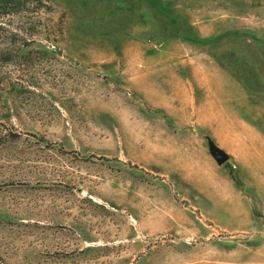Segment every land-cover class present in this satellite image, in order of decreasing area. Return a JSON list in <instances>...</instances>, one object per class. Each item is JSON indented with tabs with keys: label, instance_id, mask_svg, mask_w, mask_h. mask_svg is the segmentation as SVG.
Segmentation results:
<instances>
[{
	"label": "rangeland",
	"instance_id": "obj_1",
	"mask_svg": "<svg viewBox=\"0 0 264 264\" xmlns=\"http://www.w3.org/2000/svg\"><path fill=\"white\" fill-rule=\"evenodd\" d=\"M231 120L264 135V0H0V264L261 244L264 188L224 150ZM212 147L239 205L184 178Z\"/></svg>",
	"mask_w": 264,
	"mask_h": 264
},
{
	"label": "crops",
	"instance_id": "obj_2",
	"mask_svg": "<svg viewBox=\"0 0 264 264\" xmlns=\"http://www.w3.org/2000/svg\"><path fill=\"white\" fill-rule=\"evenodd\" d=\"M242 124H237L236 120H231L229 124L225 123L222 141L223 147L234 158L242 159L239 164L247 168L248 172L251 171V175L256 176L255 179L251 177L255 183V188L263 189L264 135L263 133H250L247 127L248 125ZM188 139L189 137H186L184 141ZM176 148L187 159L191 158L193 152L191 145L188 143L180 146L176 145ZM205 157L202 163L198 160L195 163L187 160L181 166L185 180L192 182V188L196 191L198 199L205 196L215 200V202H234L239 205L241 196L237 193L231 177L220 172V169L217 168V164L215 163L216 161L211 157L209 152H205ZM204 164L213 173H208L204 169ZM208 214L210 215V213ZM234 216L239 219L242 218L238 213ZM239 223V227L235 226L232 231H237V227L241 228V222ZM182 262L183 264H264V242L253 247L235 246L227 250H218L214 247H209L208 251L203 252L202 255H185L182 258Z\"/></svg>",
	"mask_w": 264,
	"mask_h": 264
},
{
	"label": "water",
	"instance_id": "obj_3",
	"mask_svg": "<svg viewBox=\"0 0 264 264\" xmlns=\"http://www.w3.org/2000/svg\"><path fill=\"white\" fill-rule=\"evenodd\" d=\"M210 154L218 164H222L227 158L221 150L214 147L210 148Z\"/></svg>",
	"mask_w": 264,
	"mask_h": 264
}]
</instances>
